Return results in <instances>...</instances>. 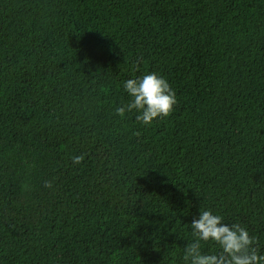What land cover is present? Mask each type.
Listing matches in <instances>:
<instances>
[{"label":"trees","instance_id":"obj_1","mask_svg":"<svg viewBox=\"0 0 264 264\" xmlns=\"http://www.w3.org/2000/svg\"><path fill=\"white\" fill-rule=\"evenodd\" d=\"M201 209L264 254V0H0V264H189Z\"/></svg>","mask_w":264,"mask_h":264},{"label":"clouds","instance_id":"obj_2","mask_svg":"<svg viewBox=\"0 0 264 264\" xmlns=\"http://www.w3.org/2000/svg\"><path fill=\"white\" fill-rule=\"evenodd\" d=\"M123 88L132 99L117 107L116 114L124 118L126 113L136 111L137 122L145 126H151L158 118L171 116L178 103L176 92L168 80L156 72L128 79ZM72 159L74 164H80L84 155ZM45 187L51 188L52 182L45 181ZM223 221V216L201 209L199 217L191 222L195 239L185 247L184 261L189 264H264V254L256 246L257 238L241 224ZM208 241L219 246L218 253L202 251V242Z\"/></svg>","mask_w":264,"mask_h":264}]
</instances>
